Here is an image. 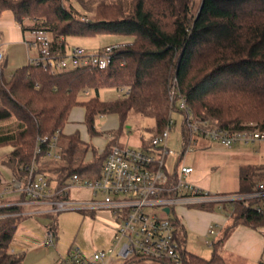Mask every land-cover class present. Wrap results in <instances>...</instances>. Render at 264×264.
Returning <instances> with one entry per match:
<instances>
[{"label": "trees", "instance_id": "obj_1", "mask_svg": "<svg viewBox=\"0 0 264 264\" xmlns=\"http://www.w3.org/2000/svg\"><path fill=\"white\" fill-rule=\"evenodd\" d=\"M9 9L23 30L51 34L55 49L64 53L70 37L114 35L130 38L115 50L105 69L91 66L52 71L42 64H27L5 75L0 66V148L12 147L5 165L20 180L48 169L57 174V189L73 174L97 178L112 149L102 155L76 131L67 135L72 110L85 109V124L91 136L99 115H116L121 121L108 135L117 139L130 112L154 119L152 137L160 135L174 112L182 117L180 160L196 140L187 125L205 121L209 127L230 132L264 130V0H0V12ZM62 39V40H61ZM102 88L127 89L125 96L103 101ZM88 91L95 96L80 102ZM185 99L186 109L178 103ZM47 137L42 143L40 139ZM57 137L60 159H47L50 142ZM214 142V141H213ZM150 141L145 140L148 146ZM40 152L37 153V149ZM93 157L86 161L89 151ZM54 165V167H49ZM35 171V172H36ZM49 180V179H48ZM264 181V164L243 167L240 193L254 191ZM49 182H51L49 180ZM232 222L205 259L184 247L180 264H225L221 254L230 232L239 224L264 225V215L252 202L233 204ZM19 206L0 208V264H25L22 254L10 252L21 215ZM177 236L185 246V230L176 220ZM132 258L122 264H143ZM161 264H174L164 261Z\"/></svg>", "mask_w": 264, "mask_h": 264}, {"label": "built area", "instance_id": "obj_2", "mask_svg": "<svg viewBox=\"0 0 264 264\" xmlns=\"http://www.w3.org/2000/svg\"><path fill=\"white\" fill-rule=\"evenodd\" d=\"M29 35L25 41L27 48L38 52V56L31 59L30 63L42 64L52 71H66L82 66L105 69L110 64L114 51L125 46L123 43H114L94 51L84 47L69 49L67 46L62 53L61 49H55L50 33L35 30ZM5 57L6 52L0 45V66ZM178 107L186 109L185 99L178 103ZM174 124L172 115L166 129L160 135L152 137L148 146L139 148L113 146L97 178H84L79 174H73L60 189L52 186L43 173L36 171L35 166L28 167L29 176L26 182L19 181L13 185L17 191L25 193L27 199L2 207L22 208L44 204L49 207V213L74 210L95 213L104 210L109 211L117 219L112 243L108 248L87 256L81 249L72 247L60 264H108L111 259L124 263L132 258H140L145 262L155 261L159 264L164 261L180 264L181 252L185 246L177 236V217L173 213L177 206L259 201L264 199V183L257 185L254 191L235 195H217L194 186L187 181V177L194 169L184 163L186 153L180 160L181 151L177 152L170 146ZM187 125L193 140L202 137L225 147L237 143L264 145V130L244 129L230 132L223 128H210L207 122L194 121L190 117L187 119ZM47 140V137L40 139L42 143ZM56 140L57 137H54L50 142L46 158L60 159ZM39 152L40 148L37 149V153ZM75 188L89 189L92 192L91 198L73 197L70 192ZM3 193L5 191L1 195ZM253 207L257 213L264 215V207L259 205ZM166 209H169V212ZM8 215L11 214L0 217ZM13 215L25 214L19 211ZM215 233L214 229L209 230L210 235ZM55 241L56 233L49 229L44 244L46 247L52 246ZM204 241L209 243L205 239Z\"/></svg>", "mask_w": 264, "mask_h": 264}, {"label": "crops", "instance_id": "obj_3", "mask_svg": "<svg viewBox=\"0 0 264 264\" xmlns=\"http://www.w3.org/2000/svg\"><path fill=\"white\" fill-rule=\"evenodd\" d=\"M30 37L29 33L25 32L20 25V23L15 19L14 14L11 10L6 9L0 12V45L6 52V57L4 59V66L6 71H11L8 78L11 76L14 70L19 67L25 66L30 63V60L37 57L35 50L28 49L25 41ZM86 93H90L89 91ZM77 106L75 108H80ZM83 108V107H81ZM75 110V109H74ZM85 112V109L83 108ZM80 113L77 112L73 115L71 122L67 124V129L64 133L67 135L75 133L78 126L76 122L82 118L79 116ZM71 116V115H70ZM110 118H118L116 115H107ZM66 128V127H65ZM116 128V126L114 127ZM88 134V133H87ZM85 134L89 137V135ZM99 137H96V139ZM100 139V138H99ZM84 140V139H83ZM101 140V139H100ZM118 139H113L109 137L107 141L103 140L101 146H97V149L105 150V148L113 147L115 145L124 146L117 141ZM86 141V140H85ZM88 142V140L86 141ZM144 140H142V146L144 145ZM201 145L204 149L214 148L216 151L221 149L222 146L216 142L208 140L206 138L199 137L196 139L195 145ZM109 147V148H110ZM108 148V149H109ZM139 148V147H138ZM0 208L4 205L12 203H20L27 199L25 193L17 191L13 185L16 182H21L16 178L12 170L7 167L4 163L7 160L9 154L13 150L12 147H2L0 148ZM90 154V156H88ZM86 157V161H90L93 157L92 151H89ZM233 155L241 154L242 157L248 159L247 166L257 164L258 158L255 157L252 151H233ZM91 157V159H90ZM47 159H53L47 157ZM247 161V160H246ZM185 163V161H184ZM186 165L192 166L194 173L196 170L204 169V167H194L193 162L191 164L185 163ZM236 168L238 170H236ZM234 171H238V174H234L232 181L235 186L234 189H227L224 181L222 180L221 174H217L214 178L215 173L209 176V181L205 178L192 177L190 182L203 190L212 192L217 195H235L240 193V172L243 167H236ZM49 169L47 167L46 172L43 174L51 181L52 186H57L56 179H52L49 176ZM52 172V171H50ZM191 173V174H192ZM190 174V175H191ZM54 182V183H53ZM3 195L2 192H4ZM72 191L76 193L86 192V197H79L75 194L72 195ZM70 194L79 199L91 198L92 192L86 188H75ZM254 205H259L264 207V199L252 202ZM234 205L232 203H204L195 205H180L175 208L173 213L180 222V225L185 230V248L188 249V238L198 237L199 240L206 245V247L213 250V245L218 242L227 228V226L232 222V209ZM22 219L17 227L13 241L10 245V252L13 254H22L24 256L25 264H60L61 260L66 257L68 252L72 247H77L82 250L87 256L93 255L96 251L108 248L116 230L117 219L109 211H98L92 213H84L82 217V230L92 231L95 230V243L91 245L82 241L79 234H77L71 243L68 245L61 243L59 245L58 241V230L53 227L56 233V241L52 246H45V240L50 226H43L39 222L35 221L38 215L48 214L49 207L46 205H29L23 206L21 208ZM88 214H93L89 216ZM214 229L215 234L210 235L209 230ZM40 234V235H39ZM210 237L211 241L207 238ZM207 240L209 243H205ZM57 242V243H56ZM52 248V249H51ZM208 250H201L195 253L205 259H209L211 253ZM222 257L225 264H264V225L258 228H251L243 224L237 225L230 232L226 238L224 245L221 250ZM108 264H122L121 261L116 259H111ZM147 264V263H143Z\"/></svg>", "mask_w": 264, "mask_h": 264}, {"label": "rangeland", "instance_id": "obj_4", "mask_svg": "<svg viewBox=\"0 0 264 264\" xmlns=\"http://www.w3.org/2000/svg\"><path fill=\"white\" fill-rule=\"evenodd\" d=\"M201 0H195V9H198L200 6ZM131 39L126 37H118L114 35H98V36H92V37H70L67 39V46L69 49L75 48V47H84L90 51H94L95 49L101 48L106 45L114 44V43H123L128 44L130 43ZM35 53L38 52L35 50ZM11 71H6L5 75L8 78ZM90 93H83L79 95L78 99L80 102H83L85 100H88L89 98L95 96V92L89 91ZM127 89H117V88H102L99 90L98 96L101 100L109 102L114 101L118 99L119 97H123L127 94ZM81 106V105H79ZM83 107V106H81ZM74 108L72 110L69 122H71V119L73 118V115L77 112L80 113L81 120H78L76 122V126H78L77 131L80 133L82 139L84 141L88 140L89 145H92L94 148H96L97 153L99 155H102L105 150L97 149V146H101V144L104 141H107V139L110 137L108 135V131L110 130H117L121 126V121L119 118H110L107 117V115H99L95 118V129L99 132H101V135H94L91 136L87 125L85 124V112L83 111V108ZM173 118L175 121L174 126L171 130L170 135V146L175 149L177 152L181 151L183 148L182 144V117L178 115L177 113L173 114ZM11 123L9 121L7 122H1L0 123V130L6 129L9 127ZM154 125V119L145 117L137 112H130L127 116L126 120L123 124V132L121 135L117 138L119 143L121 145H124L126 147H141L142 140H148L150 141L152 138V134L149 132L150 129ZM116 126V128H114ZM68 126H66L65 129H67ZM76 132V131H75ZM88 133V134H87ZM85 134L89 135L86 136ZM96 137H99L96 139ZM203 144L195 145L191 149H188L186 152V155L183 158V161L185 163L191 164V161L193 162L194 167H204V169H200V171H195L191 175L187 177V181L190 182V179L192 177H199L203 179H207L209 181V176L213 173H215L214 178L217 174H221L222 180L224 181L226 188L229 190H232L235 188L232 181H230L233 178V175L236 173L235 170L236 167H246L248 164V159L241 156V154L233 155V151H252L255 155V157L258 158V163L253 165L255 167H259L264 164V145L260 143L251 144V145H243V144H235L230 147L225 146H219L222 147L218 151H216L214 148L211 149H204L202 148ZM9 147V146H8ZM91 150V149H90ZM1 151V150H0ZM92 151V150H91ZM90 156V154H88ZM91 159V157H90ZM247 160V161H246ZM7 161V160H6ZM172 162V161H171ZM54 167V165L49 166ZM236 170H238L236 168ZM242 170V168H241ZM49 176L52 177V179L57 178V174L54 172L49 171ZM22 182H26L27 179L24 177L20 178ZM54 183V182H53ZM191 183V182H190ZM258 183H264L263 180L258 181ZM72 195L75 194L79 197H86L87 193L79 192L76 193L75 191L71 192ZM85 215L81 211H66V212H59V213H48V214H40L36 218L35 221L39 222L43 226L45 225L50 226V229H53V227H56L58 230V237L60 242L58 241L59 245L61 243L68 245L73 241V238L79 234L82 241H85L87 244H94L95 243V230L92 229V231L82 230V217ZM89 216L93 214H88ZM55 229V228H54ZM53 229V230H54ZM40 235V234H39ZM209 241H211V238H207ZM57 243V242H56ZM52 249V248H51ZM188 249L191 252H200L201 250H208L210 248L206 247L204 243H202L198 237H189L188 238ZM212 256L213 250L210 249L209 251ZM211 256H208V258H211ZM147 264H159L155 261H146Z\"/></svg>", "mask_w": 264, "mask_h": 264}, {"label": "water", "instance_id": "obj_5", "mask_svg": "<svg viewBox=\"0 0 264 264\" xmlns=\"http://www.w3.org/2000/svg\"><path fill=\"white\" fill-rule=\"evenodd\" d=\"M167 212H169V209H166Z\"/></svg>", "mask_w": 264, "mask_h": 264}]
</instances>
